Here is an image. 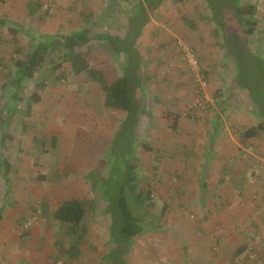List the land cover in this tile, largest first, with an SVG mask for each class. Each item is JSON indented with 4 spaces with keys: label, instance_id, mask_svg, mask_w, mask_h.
Returning a JSON list of instances; mask_svg holds the SVG:
<instances>
[{
    "label": "rangeland",
    "instance_id": "obj_1",
    "mask_svg": "<svg viewBox=\"0 0 264 264\" xmlns=\"http://www.w3.org/2000/svg\"><path fill=\"white\" fill-rule=\"evenodd\" d=\"M39 1L40 11L31 12L29 0H0V20L4 23L0 26V109L6 108L3 125L0 121V135H6L0 143V170L5 158L11 166L7 179L0 173V264H181L186 260L179 257L183 241L173 221L178 211L195 218L197 210L187 204L176 209L175 204L180 197L195 199L199 192L183 194L178 188L176 158L183 145L175 138L184 135L183 126L191 122L194 126L222 127L224 132L227 128L239 140L244 129L264 122V47H257L251 35L243 34L236 12L242 0H165L151 14L137 40L141 82L136 91L148 111L140 115L142 120L133 129L128 121L122 123L121 110L105 106L100 86L86 75L70 73L67 63L62 67L67 76L49 72L41 100L32 103L30 116L26 112L34 90L32 82L22 90L17 104L10 91H2L14 70L12 57L29 53L41 34L69 33L84 25L123 34L130 25L129 15L137 12L132 11L135 1L132 7L122 2L118 9L124 12L112 10L116 7L112 0ZM137 22L132 21L131 27ZM8 25L18 28L16 36ZM180 43L194 51L197 69L185 62ZM17 46L22 53L16 52ZM93 46L111 76H119L120 64L112 53L102 44ZM175 117L176 130L172 128ZM219 120H223L221 125ZM25 121L28 128L23 127ZM123 125L128 152L121 155V138L115 140V148L112 142ZM53 136L57 138L55 147ZM141 143H147L152 151L142 148ZM246 143L233 147L231 157L235 159L228 163L233 169L247 171L250 179L258 158L264 155V138ZM237 157L243 160L240 165ZM126 161L135 168H126ZM129 175L138 186L152 185L155 207L149 209L144 203L136 212L152 221L157 230L146 228L128 245L116 248L110 236L113 209L119 211L117 189ZM106 184L118 186L117 191L104 196ZM250 185H244L240 192L206 191L207 199L213 202L210 215L227 216L231 222L229 253H223L218 243L210 250L213 258L227 264H264V182L250 180ZM126 192L133 204V193L128 188ZM71 198L90 203L85 219L88 232L77 257L69 255L72 240L68 227L52 214L59 203ZM166 203L169 205L163 210ZM37 212L46 222L40 220L26 228V220ZM258 235L261 240L256 242ZM238 236H242L240 241L233 242ZM112 248L118 256L111 254ZM183 255L194 262V257Z\"/></svg>",
    "mask_w": 264,
    "mask_h": 264
},
{
    "label": "trees",
    "instance_id": "obj_2",
    "mask_svg": "<svg viewBox=\"0 0 264 264\" xmlns=\"http://www.w3.org/2000/svg\"><path fill=\"white\" fill-rule=\"evenodd\" d=\"M133 1L135 2L132 7ZM164 1L165 0H112L114 6H116L112 10L120 11L122 8L118 9V6L121 5L122 2H129L132 11H137L135 14L129 15L128 19L130 25L129 28L126 27L123 34L96 30L89 25L81 26L69 33L51 35L41 34L40 40H35V35L31 33L35 40L34 46L33 48L31 47L30 52L26 53L24 56L12 57L11 64L14 70L6 78V82L3 83L2 91H10L11 100L17 104V101L22 99V90L24 91L29 83L32 82L34 84V90L29 95L30 101H27L26 112L27 116H30L32 103H38L41 100V91L47 86L49 72L56 73L58 77L67 76L68 71L64 68L62 69L63 64L67 63L69 64L68 70L70 73L75 76L86 75L89 80L97 83L104 92L105 106L111 109L124 111L125 116L122 119V123L126 125L128 121L130 124L129 128L133 129L139 122L140 115L148 111L144 98L136 91L141 82L138 73L141 66V56L138 55L137 40L141 34L142 27L150 21L151 14L155 13L154 11L158 9ZM174 1L184 2L185 0ZM28 7L31 12H38L42 8V3L39 0H29ZM36 8H38V10H36ZM122 10L121 11L124 12V9ZM236 12L240 16L243 25V34L246 37L254 34L257 25L255 19L257 6L251 3L241 4L239 2L236 6ZM136 20L139 24H135L134 27H131V22ZM3 25L4 23L0 20V26ZM8 27L16 36L18 28L16 29L12 25H8ZM96 43L102 44L116 58L118 66L120 64L119 69L121 73H119V76L112 77L108 68L99 59L93 46ZM16 52L22 53V48L17 46ZM49 65L51 66L49 67ZM42 72L43 75L39 78L37 75ZM204 73L207 74L206 71H204ZM6 106L8 107L9 105ZM5 109L6 108H4V111ZM7 110L10 111L11 107ZM4 111L0 109L1 124L4 120ZM25 122L23 127L28 128L29 122ZM177 122V117H175L172 124L173 129L177 128ZM124 129L126 130L123 125L121 132L116 134L112 142V147L115 148V140L118 137L121 138V152H119L121 155L128 152V148L124 145L128 141ZM131 135H134V132L131 131ZM4 137L0 135L1 144L4 142ZM253 138H264V122H259L256 125L247 127L240 136L242 144H247L246 141ZM56 144L57 138L53 136L52 145L55 147ZM141 147L148 151H152L153 149L147 143H141ZM3 163L7 179L11 166L6 158L3 160ZM125 164L126 168L128 167L130 170L135 168L129 161H126ZM117 166L121 170L123 169L121 166ZM111 172H113V170H111ZM121 184V187L117 189L119 191L115 189V187L118 186L110 188L108 184H106L108 188L102 190L104 196H109L111 194L110 191H112V193L116 191L119 193L117 198L119 200V211L114 210L115 208L113 209L114 214L110 227L111 241L116 248L120 245H128L131 240L138 237L146 228H148V230H157V226L152 221L145 219L136 212L137 206L143 205L144 203L149 209L155 207V203L151 201V195L153 193L152 185L147 184L144 187H142V185L138 186V183L135 182V179H133L131 175ZM127 188L128 191L130 190L133 193V204H130L129 199H127ZM89 204L90 203L87 204L83 199L71 198L59 203L58 206L52 210L53 218L61 223V225H66L69 229L72 240L68 248L70 257L81 255L80 245L82 239L88 232L85 219L87 217ZM109 207H111V205ZM165 209L166 205L163 210ZM116 248H112L111 254L118 256L119 254L115 252ZM114 261L117 263L118 257L115 258ZM119 261L122 262V260Z\"/></svg>",
    "mask_w": 264,
    "mask_h": 264
},
{
    "label": "crops",
    "instance_id": "obj_3",
    "mask_svg": "<svg viewBox=\"0 0 264 264\" xmlns=\"http://www.w3.org/2000/svg\"><path fill=\"white\" fill-rule=\"evenodd\" d=\"M247 3L257 6L255 16L257 25L255 33L250 36L254 39L251 42H254L253 44L257 47H264V0L241 1V4ZM258 32H263V36H259ZM121 112L123 119L125 112ZM141 118L142 116L140 120H142ZM217 123L221 125L223 120H219ZM188 124H185V127L183 126L186 129L184 135H181L179 139L175 138L177 144L181 142L180 144L183 145L181 154L178 153L176 158L179 159V163L175 171L180 176L178 188L181 193L199 192V197L195 195V199L191 197L190 201L180 197V201L175 204L176 209L187 204L197 210L195 211L197 214L195 218L185 215L182 211H178L174 218V228L183 241V244H180L179 247V257L186 259L182 260L181 264L184 262H186L184 264H227L224 259L220 261L217 258H213L210 250L214 243H218L223 253H229L228 243L230 239L228 234L230 233L231 222L227 216L216 217L210 215L209 210L212 209L213 202L207 199L206 191L220 190L224 193L229 192V190H235L240 192L243 191L244 185L251 186L247 171L245 172L244 169H233L232 165L228 163L230 158L231 160L235 159L231 157L234 154L233 147H242V142L240 139H236L227 128H224V132L222 127L213 129L202 125V123L197 126L192 125L191 122ZM238 136L240 137L241 134L239 133ZM239 160V157H237L236 164L240 165L243 160ZM0 173L5 180L4 169L0 170ZM165 205L167 208L169 204L166 203ZM241 238L242 236L233 238V242L237 243ZM183 254H189L194 257V262Z\"/></svg>",
    "mask_w": 264,
    "mask_h": 264
},
{
    "label": "built area",
    "instance_id": "obj_4",
    "mask_svg": "<svg viewBox=\"0 0 264 264\" xmlns=\"http://www.w3.org/2000/svg\"><path fill=\"white\" fill-rule=\"evenodd\" d=\"M181 46L182 43H180ZM184 47V60L186 63H188V65H190L194 70L198 68V59L194 53V51L192 49H189L185 46ZM257 165L253 168L252 170V174L250 176V180L251 181H261V182H264V156H260L258 158V161H257ZM40 220H42L43 222H46V219L45 218H39V213H34L31 217H29L26 222H25V227L28 228V227H31L33 224L39 222ZM261 240V237L258 235L255 237V241L256 242H259ZM250 257L251 259L254 258L256 260V256L254 253H250ZM260 261V260H259Z\"/></svg>",
    "mask_w": 264,
    "mask_h": 264
}]
</instances>
